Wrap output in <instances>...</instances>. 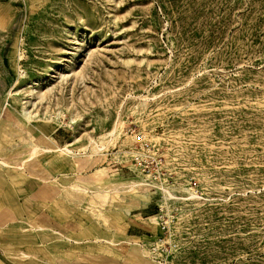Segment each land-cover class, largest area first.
<instances>
[{"label": "rangeland", "instance_id": "374dc122", "mask_svg": "<svg viewBox=\"0 0 264 264\" xmlns=\"http://www.w3.org/2000/svg\"><path fill=\"white\" fill-rule=\"evenodd\" d=\"M0 17V157L32 138L75 155L0 172L1 201L16 185L39 202L10 227L14 255L264 264V0H0ZM138 140L155 148L145 174Z\"/></svg>", "mask_w": 264, "mask_h": 264}, {"label": "crops", "instance_id": "0c3cea01", "mask_svg": "<svg viewBox=\"0 0 264 264\" xmlns=\"http://www.w3.org/2000/svg\"><path fill=\"white\" fill-rule=\"evenodd\" d=\"M26 155V154H25ZM24 159V160H23ZM37 158L33 157L30 160L27 159V156L24 157L21 155V158L17 161H7L4 159V157H0V161H3L7 167H1L0 166V172H6L10 169H16V170H23L24 168L28 169L29 164L36 161ZM25 161L23 164L22 162ZM21 165V166H20ZM23 166V167H22ZM53 182H57L55 179ZM58 186H61L57 183ZM8 194H9V200L8 201H1L0 200V213L2 210H7L8 212L1 217L0 216V264H46L42 261H39L37 259H33L32 257H29L26 254L21 253L20 257L18 255H14V249L12 247H9L10 242H17V234L16 229L10 228L12 226H15L19 224L18 220L23 219V217H18L20 213V208H24L26 214V210H31L32 207L35 205H39V202L33 199L32 192H30L29 195L25 196V200L20 202L17 199V189L18 187L16 185H8ZM23 188V186L21 187ZM27 186L25 187L24 192L27 190ZM23 191V190H22ZM27 216V215H26ZM28 219V217H26ZM14 230V231H12ZM13 251V253H12Z\"/></svg>", "mask_w": 264, "mask_h": 264}, {"label": "bare ground", "instance_id": "6f19581e", "mask_svg": "<svg viewBox=\"0 0 264 264\" xmlns=\"http://www.w3.org/2000/svg\"><path fill=\"white\" fill-rule=\"evenodd\" d=\"M5 22H6V19L4 17H0V31H2L4 29ZM12 94H13L12 91H9L7 93L8 96H12ZM31 104H33V103H31ZM21 108H22L21 109V115H20L21 119L24 120L25 122H30L31 117H32L30 111L27 108L23 107V106ZM115 134H116V127L113 128L107 135H108V137H112ZM1 135H2V132L0 131V138H1ZM32 140H34L33 143L35 145L34 144L31 145V148H30V150L28 152V155H27V159L28 160H30L31 158L35 157L37 154H39L41 152L44 153V154L71 155L72 157L75 156L73 154V151L70 150L68 148V146L58 147V148H55V149L43 148V147H41L39 145V143H37V139L36 138H32ZM36 144H38V145H36ZM91 145H92V150H94L96 153H99L100 151L105 149V146L98 145L95 141H92ZM24 162L25 161H23L22 164ZM0 165L1 166H8L3 161H0ZM145 187H147V185H145L144 183H141V182L134 183L133 182V183H128V184H123V185H120V186H116V187L111 188L110 190L105 191V192H108V193H112V192L117 193L118 192L119 193V191H120V193L132 195V194L137 193L139 190H141V191L144 190ZM190 196H192V195H190Z\"/></svg>", "mask_w": 264, "mask_h": 264}, {"label": "built area", "instance_id": "2783aa9c", "mask_svg": "<svg viewBox=\"0 0 264 264\" xmlns=\"http://www.w3.org/2000/svg\"><path fill=\"white\" fill-rule=\"evenodd\" d=\"M154 151L153 144L146 140H138L133 147L128 149L127 155L129 161L136 172L145 174V172L149 171V165L152 163L151 158L154 155ZM161 229H164V226Z\"/></svg>", "mask_w": 264, "mask_h": 264}]
</instances>
